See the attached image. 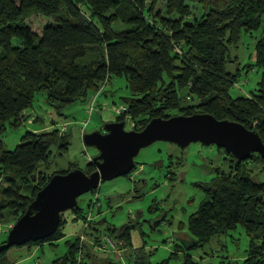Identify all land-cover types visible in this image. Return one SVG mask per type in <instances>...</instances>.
I'll use <instances>...</instances> for the list:
<instances>
[{
	"label": "trees",
	"instance_id": "obj_1",
	"mask_svg": "<svg viewBox=\"0 0 264 264\" xmlns=\"http://www.w3.org/2000/svg\"><path fill=\"white\" fill-rule=\"evenodd\" d=\"M31 20L39 25L31 27ZM263 22L264 0H0V225L15 224L53 175L79 169L71 164L65 172H48L52 149L59 155L68 151L67 131L76 123L62 112L83 103L91 114L94 97H107L104 86L115 78H124L129 90L125 111L115 121L129 122L131 130L142 131L155 118L205 114L239 123L264 143V34L254 46L256 71H263L256 92L233 98L230 90L239 88V74L226 70L235 61L232 48ZM40 93L64 118L62 125L54 120L52 130L27 131L12 152L6 150L2 137L8 128L15 131L28 123L47 127L28 113ZM87 122L81 123L82 134ZM88 160L87 174L95 171L92 158ZM248 160L261 161L257 155L233 159L235 173L218 172L201 186L205 198L189 216L187 227L195 240L188 249L202 248L241 226L249 239L243 264H264V183L244 173ZM95 197L99 206L92 209ZM101 206L96 194L85 213L78 203L72 212L82 230L65 241L66 253L51 264H112L95 247L105 237L126 240L127 250V226L117 230L105 225L98 218ZM65 223L61 214L52 236L22 246L55 245L65 236ZM6 252L0 254V264H17L1 257ZM136 259L131 261L137 264ZM182 264L198 263L186 253Z\"/></svg>",
	"mask_w": 264,
	"mask_h": 264
},
{
	"label": "rangeland",
	"instance_id": "obj_2",
	"mask_svg": "<svg viewBox=\"0 0 264 264\" xmlns=\"http://www.w3.org/2000/svg\"><path fill=\"white\" fill-rule=\"evenodd\" d=\"M198 8L200 11V7ZM30 22L33 28L39 25L35 20ZM263 34L264 22L256 33L251 37L244 35L238 47L232 48V57L235 61L227 64L226 70L239 74V88L234 86L230 90L233 98L250 96L258 89L257 82L263 75V71L262 69L259 72L256 71L259 61L254 52V46ZM250 66L253 68L251 71H249ZM104 88L108 96L97 95L94 111L91 114L87 113L86 105L83 103L70 105L63 110L62 113L73 116L72 120L76 123L69 124L67 131L68 151L59 155L56 149H52L49 174L65 172L71 164H77L80 170L85 171L89 163L88 159L98 155L95 148L84 146L83 134L80 131L81 123L84 119L88 121L86 126L88 134L103 131L106 124L114 122L120 115L117 111L121 109L123 99L129 96L124 78H115ZM186 94V91L182 92V95ZM93 96L90 94L88 99L92 101ZM28 113L32 117L41 118L44 126H47L46 131L54 128L51 121L57 120L56 126H59L64 120L46 105L45 95L42 93L34 97L32 108L28 110ZM33 124L28 123L15 131L8 128L2 137L5 149L12 152L27 131H42L41 126ZM131 128L129 122H126L125 130L128 131ZM134 161L135 168L128 175L102 182L95 193L85 194L78 201L79 207L85 213L90 198L96 194L102 205L100 208L102 213L98 218L102 217L106 220L105 225L117 230L127 226L130 243L127 247L134 249L135 253L138 252L135 254L134 250L129 249L124 253L126 256L131 254L134 259L138 257L137 264H182L185 254L189 253L198 264H243L249 248V239L241 226L232 232L216 236L202 248L188 249L195 240L188 230V219L198 210L205 198L201 186L210 183L218 172L235 173L233 159L227 158L223 151H218L216 147L191 144L185 149H180L174 144L156 142L142 149ZM243 169L245 174L264 183L262 160H248L243 165ZM96 212L97 210H94L95 216H97ZM75 217L72 211L63 214L66 223L62 232L65 236L55 242V245L44 243L38 248L31 246L30 250L27 246L11 247L1 257L6 258L10 263L17 264H34L35 262L51 264L66 253L65 241L81 232L82 222L74 220ZM13 225L12 221L0 225L1 241H6L8 231ZM180 225H183L182 229ZM98 234L101 235L104 232L98 231ZM125 241L122 243L127 245ZM121 252L123 250L119 253ZM172 253H177V256L173 257ZM108 255L113 261L112 264H136L126 259L118 261L114 254ZM100 263L106 264L103 261Z\"/></svg>",
	"mask_w": 264,
	"mask_h": 264
},
{
	"label": "water",
	"instance_id": "obj_3",
	"mask_svg": "<svg viewBox=\"0 0 264 264\" xmlns=\"http://www.w3.org/2000/svg\"><path fill=\"white\" fill-rule=\"evenodd\" d=\"M82 141L85 147L98 151L91 161L95 171L87 174L76 169L53 175L11 227L6 242L0 245V254L52 236L61 214L75 209L79 197L97 190L102 182L128 175L135 168L134 159L139 152L156 142L174 144L180 149L200 144L220 148L237 162L252 155L264 162V143L255 131L205 114L155 118L139 132L127 131L124 122L115 121L106 124L103 131L83 134Z\"/></svg>",
	"mask_w": 264,
	"mask_h": 264
},
{
	"label": "built area",
	"instance_id": "obj_4",
	"mask_svg": "<svg viewBox=\"0 0 264 264\" xmlns=\"http://www.w3.org/2000/svg\"><path fill=\"white\" fill-rule=\"evenodd\" d=\"M125 111V108H121L119 109V114L123 113ZM62 131H65L66 130V124H63L62 126ZM94 199V203L91 204V207L92 209H96L98 206H99V203L97 202V199L96 197L93 198ZM96 247V250H97V253H100V254H108V253H119L120 251L123 250V243L122 242H114L113 240L105 237L103 238L99 244L95 245ZM80 258L78 260V262H80Z\"/></svg>",
	"mask_w": 264,
	"mask_h": 264
},
{
	"label": "crops",
	"instance_id": "obj_5",
	"mask_svg": "<svg viewBox=\"0 0 264 264\" xmlns=\"http://www.w3.org/2000/svg\"><path fill=\"white\" fill-rule=\"evenodd\" d=\"M96 99V97H94V100ZM43 130H46V128H44V129H42V131ZM34 131H36V130H34ZM129 249H132V248H127V250H129ZM132 250H134V249H132ZM138 251H136V253H137ZM124 253H126V250H124L123 252H121V253H114V255H115V258L116 259H118V261H120V260H124V259H126V261H131V260H134V256L133 255H131V254H128V256H126V254H124ZM134 253H135V250H134ZM135 253V254H136ZM101 258L103 259V258H105V260H110L109 259V255H101Z\"/></svg>",
	"mask_w": 264,
	"mask_h": 264
}]
</instances>
